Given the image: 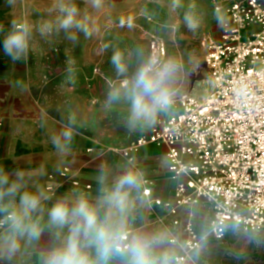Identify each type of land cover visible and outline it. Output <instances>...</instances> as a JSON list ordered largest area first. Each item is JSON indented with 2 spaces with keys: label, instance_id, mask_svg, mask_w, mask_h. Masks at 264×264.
Masks as SVG:
<instances>
[{
  "label": "crops",
  "instance_id": "0c3cea01",
  "mask_svg": "<svg viewBox=\"0 0 264 264\" xmlns=\"http://www.w3.org/2000/svg\"><path fill=\"white\" fill-rule=\"evenodd\" d=\"M22 1L24 9L27 0ZM11 29L0 26V217L11 213L15 221L0 233V264H48L51 254L66 249L70 240L88 264H132L130 248L115 249L128 230L129 245L143 243L149 264H176L177 256L186 257L185 264H264L261 234L243 232L233 223L222 239L211 233L212 207L206 200L189 206L181 224H174L171 207L179 180L169 171L164 149L147 145L132 162L113 151L127 150L150 132L153 122L179 111L178 106L177 111L168 106L170 116L158 110L151 121L133 122L130 96L118 89L105 93L109 102L99 94L91 107L88 76L78 75L73 65L74 45H62L45 61L34 39L13 59L3 49ZM128 174L136 184L120 187ZM12 186L15 191L9 195ZM147 187L149 197L142 194ZM117 192L122 205L114 199ZM25 194L37 199L35 209L24 208ZM57 204L69 210L63 225L51 220ZM81 205L95 215L96 227L72 214ZM187 221L200 236V246L192 252L184 244ZM100 230L110 245L103 259L98 255Z\"/></svg>",
  "mask_w": 264,
  "mask_h": 264
},
{
  "label": "built area",
  "instance_id": "2783aa9c",
  "mask_svg": "<svg viewBox=\"0 0 264 264\" xmlns=\"http://www.w3.org/2000/svg\"><path fill=\"white\" fill-rule=\"evenodd\" d=\"M216 9L225 17L220 37L203 42L210 95L199 99L190 92L180 94L179 111L159 121L127 150L113 151L132 162L147 145L165 150L169 171L179 180L171 207L175 225L181 224V214L189 206L203 199L212 207L211 233L217 239L225 236L231 223L264 239V0H232ZM165 55V43L153 37L154 67ZM142 194L151 196V188ZM14 221L11 213L1 216L0 233ZM183 231L185 250L199 248L194 223H184ZM130 234L128 230L117 239L116 250L130 248ZM173 261L185 264L187 258L177 256Z\"/></svg>",
  "mask_w": 264,
  "mask_h": 264
},
{
  "label": "rangeland",
  "instance_id": "374dc122",
  "mask_svg": "<svg viewBox=\"0 0 264 264\" xmlns=\"http://www.w3.org/2000/svg\"><path fill=\"white\" fill-rule=\"evenodd\" d=\"M44 1L27 0L23 9L22 0H0V26H9L11 31L26 26L30 33L28 44H34L36 39L45 61L62 45H74L73 65L78 67V75L88 76L91 107H95L92 105L99 94L102 100L109 102L106 92L122 89L130 96L137 72L151 61L150 41L153 37L163 40L166 46V55L155 68L169 61L176 65L168 80L172 93L170 104L175 110L180 94L190 92L199 99L210 95L212 81L205 66L208 50L203 42L219 39L225 17L216 8L232 0ZM69 6H75L77 19L86 25L87 32L59 27L65 15L63 9ZM39 8H42L41 12H38ZM186 14L193 16L194 27L188 26ZM34 30H38L35 36ZM116 52L122 54L124 73H118L112 63ZM160 114L166 116L169 113L166 109ZM161 120L157 119L154 125Z\"/></svg>",
  "mask_w": 264,
  "mask_h": 264
},
{
  "label": "clouds",
  "instance_id": "9594fccd",
  "mask_svg": "<svg viewBox=\"0 0 264 264\" xmlns=\"http://www.w3.org/2000/svg\"><path fill=\"white\" fill-rule=\"evenodd\" d=\"M98 2L99 0H97ZM63 11L65 15L59 22L60 28L64 30L77 28L87 32L86 25L77 19V9L75 6L65 7ZM185 20L190 28L195 26L192 15L186 14ZM28 32L29 30L26 26H21L17 30L10 32L3 41L4 51L12 56L13 59H17L21 53L26 51L28 46ZM112 63L116 66L118 73H124L126 71L120 52L113 54ZM155 64V60L149 61L139 69L135 76L133 89L130 93L131 119L133 122L139 120L151 121L155 118L158 110H166L171 103L172 93L168 88V80L175 71L176 65L174 62L169 61L157 69L154 67ZM3 181L7 183V178L4 177ZM135 184L136 178L128 174L121 179L119 186ZM14 191L15 186H12L8 190V194L11 195ZM114 199L116 203L123 204V197L118 192L114 196ZM21 203L25 209H35L38 201L33 195L25 194L22 197ZM71 211L73 215L79 214L83 216L90 228L96 227L95 215L84 205L74 208ZM50 216L54 224L63 225L67 222L69 210L63 204H57L53 207ZM97 238L100 242L98 255L103 259L110 250L108 243L109 237L104 231L100 230L98 231ZM130 250L133 255L132 264H149L143 243L133 242ZM48 264H88V261L79 254L76 244L70 240L66 249L63 251H55L51 254L48 259Z\"/></svg>",
  "mask_w": 264,
  "mask_h": 264
}]
</instances>
